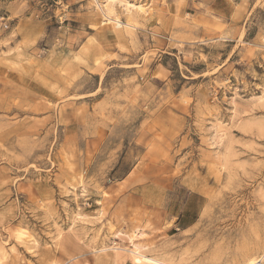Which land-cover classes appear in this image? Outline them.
I'll return each mask as SVG.
<instances>
[{
  "label": "rangeland",
  "instance_id": "rangeland-1",
  "mask_svg": "<svg viewBox=\"0 0 264 264\" xmlns=\"http://www.w3.org/2000/svg\"><path fill=\"white\" fill-rule=\"evenodd\" d=\"M127 1L0 0V264L264 256V0Z\"/></svg>",
  "mask_w": 264,
  "mask_h": 264
},
{
  "label": "crops",
  "instance_id": "crops-1",
  "mask_svg": "<svg viewBox=\"0 0 264 264\" xmlns=\"http://www.w3.org/2000/svg\"><path fill=\"white\" fill-rule=\"evenodd\" d=\"M188 199L191 200L187 203L186 208L182 213L175 210V204H170L166 198L162 199L160 209L158 211H164V218L174 219V222L180 225L182 228H186L192 225L196 221L197 213L203 208L204 202L200 204L201 195L193 191H188ZM155 209V208H154Z\"/></svg>",
  "mask_w": 264,
  "mask_h": 264
},
{
  "label": "bare ground",
  "instance_id": "bare-ground-1",
  "mask_svg": "<svg viewBox=\"0 0 264 264\" xmlns=\"http://www.w3.org/2000/svg\"><path fill=\"white\" fill-rule=\"evenodd\" d=\"M115 1V0H114ZM106 2H107V4H105V9H104V17H106L107 19H109L110 21H114V22H116V24L117 25H119V19L117 18H114V19H112V12H113V8L114 7H112V0H106ZM121 2L123 3V5H124V7H125V9H130L131 7H133V6H135L132 2H129V1H127V0H121ZM103 5V4H102ZM139 5V4H138ZM137 6V5H136ZM141 7V6H140ZM140 10H142V9H140ZM127 11H129V10H127ZM142 13V12H141ZM114 15V14H113ZM130 16V15H129ZM132 18V17H131ZM131 21V20H130ZM122 23H120V25H121ZM125 24V23H124ZM129 25V24H128ZM131 26V25H130ZM135 28V27H134ZM136 234V233H135ZM135 234L134 233H132L131 235H130V238H131V240H133V238H134V236H135ZM132 247V248H131ZM131 247L130 248H128L127 250L130 252V253H132V255H133V261L135 262V263H137V264H169V263H167V262H164V261H162V260H160L159 258H157V257H152V256H148V255H146V253L144 254L140 249H139V247L136 245V244H134L133 242H132V245H131ZM264 256L262 255L261 257H260V259H262ZM252 259H254V258H252ZM252 259H250L251 261L249 262V264H255L257 261H260V259H258V260H255V261H253ZM257 264H258V262H257ZM260 264V263H259Z\"/></svg>",
  "mask_w": 264,
  "mask_h": 264
}]
</instances>
